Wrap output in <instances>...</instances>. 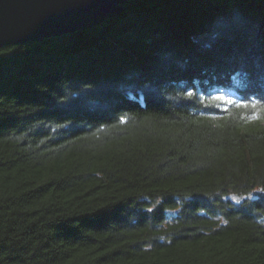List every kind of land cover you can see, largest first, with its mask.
<instances>
[{
  "label": "trees",
  "instance_id": "trees-1",
  "mask_svg": "<svg viewBox=\"0 0 264 264\" xmlns=\"http://www.w3.org/2000/svg\"><path fill=\"white\" fill-rule=\"evenodd\" d=\"M0 264H264V0L0 47Z\"/></svg>",
  "mask_w": 264,
  "mask_h": 264
},
{
  "label": "water",
  "instance_id": "water-1",
  "mask_svg": "<svg viewBox=\"0 0 264 264\" xmlns=\"http://www.w3.org/2000/svg\"><path fill=\"white\" fill-rule=\"evenodd\" d=\"M128 0H0V47L71 34L103 23Z\"/></svg>",
  "mask_w": 264,
  "mask_h": 264
},
{
  "label": "rangeland",
  "instance_id": "rangeland-1",
  "mask_svg": "<svg viewBox=\"0 0 264 264\" xmlns=\"http://www.w3.org/2000/svg\"><path fill=\"white\" fill-rule=\"evenodd\" d=\"M234 199H236V200H237V199H238V197H234Z\"/></svg>",
  "mask_w": 264,
  "mask_h": 264
},
{
  "label": "snow or ice",
  "instance_id": "snow-or-ice-1",
  "mask_svg": "<svg viewBox=\"0 0 264 264\" xmlns=\"http://www.w3.org/2000/svg\"><path fill=\"white\" fill-rule=\"evenodd\" d=\"M191 95V94H190Z\"/></svg>",
  "mask_w": 264,
  "mask_h": 264
}]
</instances>
